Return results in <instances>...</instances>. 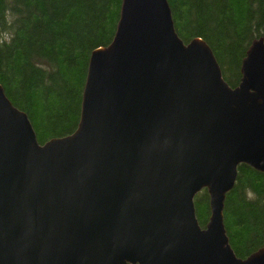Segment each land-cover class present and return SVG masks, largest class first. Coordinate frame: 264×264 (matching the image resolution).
Segmentation results:
<instances>
[{
    "label": "water",
    "instance_id": "water-1",
    "mask_svg": "<svg viewBox=\"0 0 264 264\" xmlns=\"http://www.w3.org/2000/svg\"><path fill=\"white\" fill-rule=\"evenodd\" d=\"M240 73L230 87L204 40L178 36L168 0H122L72 133L40 144L0 84V264H264L223 220L237 167L264 172L263 37Z\"/></svg>",
    "mask_w": 264,
    "mask_h": 264
},
{
    "label": "trees",
    "instance_id": "trees-1",
    "mask_svg": "<svg viewBox=\"0 0 264 264\" xmlns=\"http://www.w3.org/2000/svg\"><path fill=\"white\" fill-rule=\"evenodd\" d=\"M122 0H0V84L25 112L40 144L72 133L80 116L91 52L114 35ZM175 30L211 48L226 83L238 85L252 40L264 39V0H168ZM197 220L210 215L206 189L194 197ZM223 220L240 258L264 246V172L237 167Z\"/></svg>",
    "mask_w": 264,
    "mask_h": 264
}]
</instances>
